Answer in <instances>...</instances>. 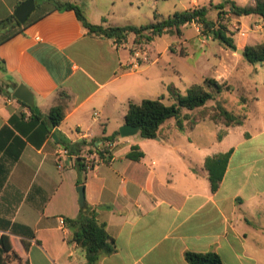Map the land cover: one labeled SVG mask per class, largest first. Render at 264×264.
<instances>
[{"label":"crops","instance_id":"obj_1","mask_svg":"<svg viewBox=\"0 0 264 264\" xmlns=\"http://www.w3.org/2000/svg\"><path fill=\"white\" fill-rule=\"evenodd\" d=\"M25 1L0 0V21L15 15ZM154 1L63 3L80 7L91 24L126 26L134 24L120 23L123 16L129 19L140 4L153 7ZM35 3L28 27L0 44V218L35 233L25 239L29 248L24 238L11 235L13 252L20 257L13 264H87L86 251L69 241L71 231L61 224L80 214V185L116 245L97 264H189L187 252H216L224 264H264V116L218 134L221 126L208 118L184 119L183 129L169 119L155 139L119 135L108 162L86 147L90 169L80 173L71 155L62 169L58 135L72 142L112 136L125 124L130 102L166 99L174 82L166 80L167 70L155 68L162 55L153 58L156 36L142 49L149 62L134 69L131 63L141 51L134 33L118 44L89 33L74 10ZM170 46L167 53H172ZM20 85L32 92L39 114L65 106V119L49 136L37 126L28 130L31 110L6 94ZM23 113L24 120L11 122ZM247 123L253 133L235 130ZM137 147L144 156L129 158ZM228 152L222 180L213 190L206 160ZM4 233L0 229V238Z\"/></svg>","mask_w":264,"mask_h":264},{"label":"trees","instance_id":"obj_2","mask_svg":"<svg viewBox=\"0 0 264 264\" xmlns=\"http://www.w3.org/2000/svg\"><path fill=\"white\" fill-rule=\"evenodd\" d=\"M54 4L53 6L56 9L66 8L68 10H74L78 19L89 33L113 39L118 44L126 41L130 33L135 34V43L137 45L144 42L149 43L155 36H162L164 34H177L180 36L182 34V26L198 23L203 26L205 35L211 36L225 47L237 50L235 40L229 34L228 26L224 22V17L222 16L227 14L225 11L226 4H230V12L235 17L256 15L264 19V0H254V3L247 6H241L234 0H226L225 3L216 5L211 3L210 6H196L180 12H175L167 18L158 19L156 22L144 26L94 25L87 21L81 8L77 5L70 2L63 3L58 1H55ZM212 8L218 10L217 20L209 18V13ZM31 21L32 15L23 24L18 21L15 15L0 21V30L7 29V31L2 33L0 44L22 33ZM243 57L251 64L264 62V42L246 46L243 50ZM205 82V84H193L185 93H182L174 84L169 85V98L173 100L171 104L165 103L163 96L157 99H143L140 103L130 102L125 116V123L133 126H140L139 133L144 139L157 138L161 126L169 119H176L177 126L183 129L184 119L191 117L189 114L183 116V111H198L204 107L209 100L214 99L215 94L209 91L207 87L215 88L216 93L222 90V84L214 79H208ZM205 85L208 86L206 87ZM6 94L12 97L9 91H6ZM19 102L31 110V115L28 117V130L37 126L38 131L43 130L45 134L49 136L52 130L60 126L65 119L66 113L63 104L53 107L48 114L44 115L37 113L34 106L29 107L26 103L22 101ZM218 111L219 117L227 127L241 126L244 124L245 118L231 113L224 107L219 106ZM25 117V113L20 117L14 116L11 122L15 124L18 118L24 120ZM207 118L216 123V114L205 115L204 113H199L194 117L193 121ZM119 135L120 133L116 132L112 136H104L99 140H92L89 142L86 140L72 142L59 135L58 137L59 144L67 149L69 155L76 157L78 170L80 173H83L87 171L85 155L83 154L84 149L86 147H94L100 157L108 162L111 158V151L107 146V142L114 143ZM138 149L139 147L132 148L129 158L136 160L142 158L144 154L142 152L136 153ZM230 154L231 152L219 154L206 160V168L210 172L213 190H217L219 187ZM79 183L83 182L80 180ZM66 223L71 231L69 241L86 251L87 264H97L103 256L115 251L116 245L114 239L107 231L106 223L98 219L96 209L90 206L86 201L81 207L79 216L73 219L67 218ZM0 229L5 231L0 238V264H13L19 262L20 257L13 252L11 235H18L24 238L25 247L29 248L30 244L25 239L35 238L33 229L27 225L14 223L11 220L1 218ZM185 259L189 264H224L221 256L216 252H187L185 254Z\"/></svg>","mask_w":264,"mask_h":264},{"label":"rangeland","instance_id":"obj_3","mask_svg":"<svg viewBox=\"0 0 264 264\" xmlns=\"http://www.w3.org/2000/svg\"><path fill=\"white\" fill-rule=\"evenodd\" d=\"M36 1L44 8L55 5V1ZM56 1L63 2L64 0ZM197 1L200 4L197 6H210L211 3L216 5L226 2V0ZM234 1L241 6L254 3V0ZM153 3V7L140 4L135 16L129 19L123 16L119 20L120 23H131L136 26L149 25L158 19L167 18L175 12L193 7V0H156ZM225 11L227 14L222 16L228 26L229 34L235 40L237 50L225 47L211 36L205 35L203 26L198 23L182 26L180 36L177 34L156 36L157 39L151 47L154 59L162 54L155 68L167 70L166 80L174 82L182 90V93H185L192 84H205L208 79H214L222 84V90L219 93H216L215 88L205 85L209 91L215 94V97L209 100L204 107L193 112L184 110L191 117H195L199 113L216 114V125L221 126L220 129L216 127L217 134L227 127L219 117V106L245 118L244 123L249 117L255 120L256 117L264 116V62L248 63L243 54L239 52V50L243 51L246 46L264 42V19L256 15L235 17L230 12V4H226ZM209 18L217 20L218 10L212 8ZM145 43L137 45L141 53H143L142 49H144ZM168 46L172 53H167ZM175 70H179L180 73H176ZM164 102L173 103L169 95L167 96V92ZM207 124L212 126L211 129H214V123L208 122ZM260 127H264V123L260 122ZM211 129L205 128V130ZM242 129L254 132L250 123L240 129L235 128V130Z\"/></svg>","mask_w":264,"mask_h":264},{"label":"water","instance_id":"obj_4","mask_svg":"<svg viewBox=\"0 0 264 264\" xmlns=\"http://www.w3.org/2000/svg\"><path fill=\"white\" fill-rule=\"evenodd\" d=\"M36 8V3L35 0H27L20 4L16 11H15V16L18 19L20 23H25L27 19L30 17L32 12ZM240 53L243 54L242 50H239ZM9 91L12 93L13 97L16 98L17 100H20L24 103H26L29 107L34 106V96L30 90L24 86L20 85L17 88H9ZM140 132V126H133L129 124H124L119 128V133L122 138H127L134 136ZM55 139L58 140L57 135H54ZM79 192V201L81 206L85 204V190H84V185H80L77 188Z\"/></svg>","mask_w":264,"mask_h":264},{"label":"built area","instance_id":"obj_5","mask_svg":"<svg viewBox=\"0 0 264 264\" xmlns=\"http://www.w3.org/2000/svg\"><path fill=\"white\" fill-rule=\"evenodd\" d=\"M149 62V59L146 55H141L140 52L135 53L134 60L131 63V67L134 69L140 68L142 64ZM114 145L113 142H107V146L110 148ZM69 156V153L67 149L62 148L58 153H57V158H58V167L64 168V163L63 159L67 158ZM87 157L85 156V164L87 165V169H90L92 166L90 164V159L86 160ZM66 223L65 219H61V224L64 225Z\"/></svg>","mask_w":264,"mask_h":264}]
</instances>
